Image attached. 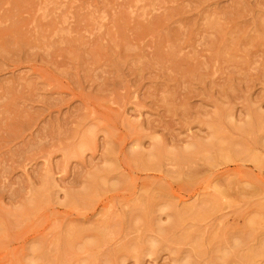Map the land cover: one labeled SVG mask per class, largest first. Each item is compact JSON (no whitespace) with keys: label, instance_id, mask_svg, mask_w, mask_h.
Here are the masks:
<instances>
[{"label":"rangeland","instance_id":"obj_1","mask_svg":"<svg viewBox=\"0 0 264 264\" xmlns=\"http://www.w3.org/2000/svg\"><path fill=\"white\" fill-rule=\"evenodd\" d=\"M0 264H264V0H0Z\"/></svg>","mask_w":264,"mask_h":264}]
</instances>
